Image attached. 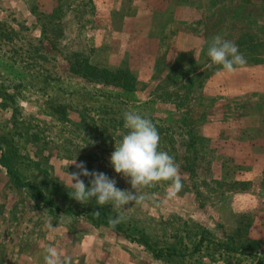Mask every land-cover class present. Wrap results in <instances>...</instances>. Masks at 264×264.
<instances>
[{
    "label": "rangeland",
    "instance_id": "obj_1",
    "mask_svg": "<svg viewBox=\"0 0 264 264\" xmlns=\"http://www.w3.org/2000/svg\"><path fill=\"white\" fill-rule=\"evenodd\" d=\"M217 35L246 59L232 73L207 56ZM125 111L183 188H144L113 228L121 210L72 199L66 173L132 191L109 163ZM49 244L71 264H264V0H0V264Z\"/></svg>",
    "mask_w": 264,
    "mask_h": 264
},
{
    "label": "clouds",
    "instance_id": "obj_2",
    "mask_svg": "<svg viewBox=\"0 0 264 264\" xmlns=\"http://www.w3.org/2000/svg\"><path fill=\"white\" fill-rule=\"evenodd\" d=\"M207 56L212 64L221 66L227 73L234 72L236 66L246 63L238 46L219 35L213 38L207 48ZM123 121L127 131L110 154L109 163L115 173L127 178L132 191L117 188L116 180L103 172H89L83 162L76 164L74 160L70 164H75L80 171L66 173L67 183L72 189L68 194L72 199L81 204L94 199L99 206L111 204L121 210L108 221L113 228L125 219L122 214L125 205L146 202L149 197L143 193L144 188L161 181L169 182V190L173 195L183 188V177L174 157L159 150L160 136L154 123L136 111H125ZM81 176L91 177L90 186L80 179ZM94 215L99 216L100 213L95 212ZM43 259L44 264H71V258L62 255L51 244L45 246Z\"/></svg>",
    "mask_w": 264,
    "mask_h": 264
},
{
    "label": "trees",
    "instance_id": "obj_3",
    "mask_svg": "<svg viewBox=\"0 0 264 264\" xmlns=\"http://www.w3.org/2000/svg\"><path fill=\"white\" fill-rule=\"evenodd\" d=\"M86 69H88L90 71L91 75H93L94 77L95 76L97 77L99 74L100 75L109 74L107 71H102V74H101L98 70L94 69L93 67H91L89 65L86 66ZM4 167H5L6 171L9 173V175L13 176L15 178V180L18 179V178H16L15 174H12V170L10 168H8L6 165ZM197 242H201V239H199ZM145 247H147V249H150L153 252L155 251L156 252V255L161 252L160 250H157L155 248V246H145ZM171 252H174V250H172Z\"/></svg>",
    "mask_w": 264,
    "mask_h": 264
}]
</instances>
